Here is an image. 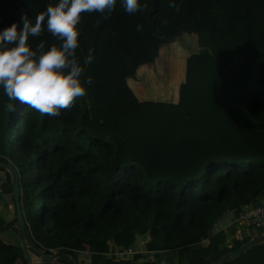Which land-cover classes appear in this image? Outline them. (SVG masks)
<instances>
[{
  "label": "trees",
  "instance_id": "16d2710c",
  "mask_svg": "<svg viewBox=\"0 0 264 264\" xmlns=\"http://www.w3.org/2000/svg\"><path fill=\"white\" fill-rule=\"evenodd\" d=\"M57 0H0V29L26 14L34 21ZM120 0L83 12L78 57L86 94L49 117L0 89V162L17 170L28 242L72 264H220L249 239L232 226L264 196V0ZM106 17V18H105ZM194 36L176 104L139 101L128 81L154 64L162 45ZM59 41L42 22L30 43ZM183 73V68L180 74ZM11 105V107H10ZM241 164L243 167H233ZM6 172L2 192L11 193ZM16 219H0V264L24 261ZM150 237L148 253L109 257ZM223 264H264V243Z\"/></svg>",
  "mask_w": 264,
  "mask_h": 264
},
{
  "label": "clouds",
  "instance_id": "9594fccd",
  "mask_svg": "<svg viewBox=\"0 0 264 264\" xmlns=\"http://www.w3.org/2000/svg\"><path fill=\"white\" fill-rule=\"evenodd\" d=\"M116 3L117 0H57L34 21L21 14L19 21L0 29V89L4 95L49 117L59 115L75 98L84 96V85L91 84V77H83V73L93 55L90 51L85 57L77 56V25L83 12H111ZM120 3L129 14L140 7L138 0ZM42 22L58 44L30 43V38L41 33Z\"/></svg>",
  "mask_w": 264,
  "mask_h": 264
},
{
  "label": "rangeland",
  "instance_id": "374dc122",
  "mask_svg": "<svg viewBox=\"0 0 264 264\" xmlns=\"http://www.w3.org/2000/svg\"><path fill=\"white\" fill-rule=\"evenodd\" d=\"M192 38L186 36L184 38L177 39L173 42L162 45L159 51V57L151 66H143L138 70V75L134 81H131V86L134 90L141 91L142 94L145 93L146 97L153 95V100H162L164 101V96L168 92V88L173 91H176V87L182 78L180 70L183 68L185 71V65H183L184 53L189 54L192 51H195V45L191 43ZM140 95V93H138ZM167 102V101H165ZM233 167H243L241 164H234ZM14 202V201H13ZM15 206V205H14ZM15 212V207L13 213ZM15 217V216H13ZM16 219V217H15ZM249 233L245 239H249ZM240 238L237 240H243L240 234ZM238 237V236H237ZM254 238V237H253ZM143 238L142 240H145ZM16 241H19L18 236L16 235ZM144 259L150 260L153 259L150 257V254L147 253ZM89 255L87 253H79L77 260H72V264H88ZM34 264H44L45 260L33 256ZM12 264H19L13 262ZM49 264H62L60 260L52 261Z\"/></svg>",
  "mask_w": 264,
  "mask_h": 264
},
{
  "label": "built area",
  "instance_id": "2783aa9c",
  "mask_svg": "<svg viewBox=\"0 0 264 264\" xmlns=\"http://www.w3.org/2000/svg\"><path fill=\"white\" fill-rule=\"evenodd\" d=\"M5 184V179L0 178V186ZM234 229V239H239V234L244 237L250 233L252 236L264 234V196L257 199V205L245 206L234 218L231 225ZM238 236V237H237ZM241 239V238H240ZM150 237L142 240L140 245L137 242L129 248H116L109 253V257L119 261H131L139 254H147V243Z\"/></svg>",
  "mask_w": 264,
  "mask_h": 264
},
{
  "label": "water",
  "instance_id": "95a60500",
  "mask_svg": "<svg viewBox=\"0 0 264 264\" xmlns=\"http://www.w3.org/2000/svg\"><path fill=\"white\" fill-rule=\"evenodd\" d=\"M0 169L6 170L11 176L12 197L15 205V212L12 213V215L16 217V227L19 231L21 246L24 252L26 264H34L33 256L44 259L45 260L44 264H49L50 262L58 259L59 255L57 253L53 255H47L43 251L37 248H34L33 252L30 251L32 245L28 242L27 239V234L24 226V219L21 211L19 175L17 173V170L14 168V166L11 163L0 162ZM262 243H264V234H260L254 238H251L249 241L244 243L239 249L224 256L220 264H223L228 259L238 258L240 255L244 254L248 250Z\"/></svg>",
  "mask_w": 264,
  "mask_h": 264
},
{
  "label": "crops",
  "instance_id": "0c3cea01",
  "mask_svg": "<svg viewBox=\"0 0 264 264\" xmlns=\"http://www.w3.org/2000/svg\"><path fill=\"white\" fill-rule=\"evenodd\" d=\"M184 38V37H182ZM190 38H192L191 40V43L193 45L194 44V41H195V38L194 36H190ZM194 52V51H192ZM191 52V53H192ZM186 54L184 53L183 55L185 56L184 57V60H183V65H185V61L186 59L189 57V55L191 54ZM152 65V64H151ZM149 65V66H151ZM144 66H147V65H144ZM143 67V66H142ZM141 67V68H142ZM140 68V69H141ZM139 69V70H140ZM138 73V71H137ZM138 75V74H137ZM136 75V77H137ZM136 79V78H135ZM185 79V71L183 70V74H182V78L180 79L177 87H176V91H173L171 90L170 88H168V92L167 94L164 96L165 100L164 101H167L169 103H174L176 104L178 102V99H179V92H178V89H179V86L180 84L184 81ZM131 81H134V79H131L128 81V85L130 86V88L132 89V91L134 92V94L136 95V97L138 98L139 101H145V100H153L152 98L154 97L152 94L149 95L148 97H146L145 93L142 94L141 91L139 92L137 89L134 90L131 86ZM138 93H140V95H138ZM0 178H6V172L4 171H0ZM5 185V184H4ZM2 189H3V185L0 186V219L3 220L6 224L7 223H11L13 220H15V217H13L12 213H13V210H14V200H13V197H12V189H11V193L10 194H4L2 192ZM235 216H234V213L233 212H228L226 213L214 226V232L215 233H218L219 231H221L222 229H225V228H228L232 225L233 223V220H234ZM16 227V226H15ZM13 228H11V230H7V231H4L0 234V238L6 242L10 241L12 243L15 242V239H14V235L15 233L12 231ZM142 237H139L138 238V241H137V245H140L141 241H142ZM19 241H20V236H19ZM21 243V241H20ZM58 259H56L55 261H57ZM15 262V263H19V264H25L23 260L19 259V258H16L12 261V263ZM11 263V264H12Z\"/></svg>",
  "mask_w": 264,
  "mask_h": 264
}]
</instances>
